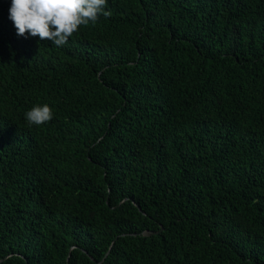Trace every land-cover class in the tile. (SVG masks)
<instances>
[{"label": "trees", "instance_id": "trees-1", "mask_svg": "<svg viewBox=\"0 0 264 264\" xmlns=\"http://www.w3.org/2000/svg\"><path fill=\"white\" fill-rule=\"evenodd\" d=\"M10 6L0 264H264V0H107L62 47Z\"/></svg>", "mask_w": 264, "mask_h": 264}, {"label": "clouds", "instance_id": "clouds-1", "mask_svg": "<svg viewBox=\"0 0 264 264\" xmlns=\"http://www.w3.org/2000/svg\"><path fill=\"white\" fill-rule=\"evenodd\" d=\"M107 0H11L9 19L18 36L39 37L62 47L81 26L95 24L105 11ZM30 125H43L53 119L52 109L44 104L34 106L26 114Z\"/></svg>", "mask_w": 264, "mask_h": 264}, {"label": "water", "instance_id": "water-1", "mask_svg": "<svg viewBox=\"0 0 264 264\" xmlns=\"http://www.w3.org/2000/svg\"><path fill=\"white\" fill-rule=\"evenodd\" d=\"M150 232H144L143 235H150Z\"/></svg>", "mask_w": 264, "mask_h": 264}]
</instances>
